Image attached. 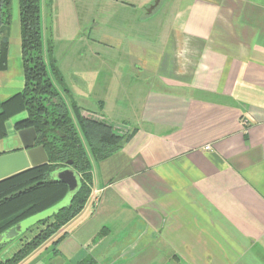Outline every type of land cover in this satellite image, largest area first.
<instances>
[{
  "label": "crops",
  "instance_id": "obj_1",
  "mask_svg": "<svg viewBox=\"0 0 264 264\" xmlns=\"http://www.w3.org/2000/svg\"><path fill=\"white\" fill-rule=\"evenodd\" d=\"M108 1L123 21L98 42L123 56L66 87L129 138L101 161L86 149L85 207L19 264H264V0ZM8 49L0 101L24 86ZM25 118L4 124L0 181L47 163Z\"/></svg>",
  "mask_w": 264,
  "mask_h": 264
},
{
  "label": "trees",
  "instance_id": "obj_2",
  "mask_svg": "<svg viewBox=\"0 0 264 264\" xmlns=\"http://www.w3.org/2000/svg\"><path fill=\"white\" fill-rule=\"evenodd\" d=\"M10 3L11 0H0V70L5 68L7 58L8 40L2 33L10 24ZM18 4L24 86L12 97L0 101V138L6 135V120L23 111L26 118L17 127L35 129V144L44 148L48 162L0 181V233L54 206L66 195V184L53 179L51 173L67 166L68 160L71 161L69 166L80 177V188L68 207L36 222L32 227L37 230L32 237L24 240L10 256L2 258L0 255V264H19L74 219L90 197L92 174L88 151L95 161H101L119 150L129 138L122 126L98 112L76 105L55 59L47 58L48 64L44 59L40 0H18ZM50 51L49 46L48 53ZM48 70L69 97L70 109ZM64 235L60 233L52 244H57ZM6 245L0 246V254Z\"/></svg>",
  "mask_w": 264,
  "mask_h": 264
},
{
  "label": "rangeland",
  "instance_id": "obj_3",
  "mask_svg": "<svg viewBox=\"0 0 264 264\" xmlns=\"http://www.w3.org/2000/svg\"><path fill=\"white\" fill-rule=\"evenodd\" d=\"M101 2H103L102 6L105 5L102 10L99 8ZM111 11L112 8L109 7L108 0H40V28L44 58L46 60L47 58L55 59L58 70L72 93L78 92L73 86L77 82V72L89 75L93 70V63L89 61V58L123 56L122 53L114 51L108 45L98 42L99 37L109 35L110 28L114 26V22L110 24V14H114ZM116 15L114 14V19L116 18L122 22L123 16L120 20L119 16L121 15ZM8 27L6 37L9 42V72L7 76H11L21 66L18 0H11L10 24ZM49 46L51 51L48 53ZM100 71L101 73L107 72L106 65L100 64ZM48 74L51 76L49 70ZM53 83L55 84L54 81ZM18 90L19 88L15 87L8 88L7 95H12ZM92 93H96V91H89L90 102L93 104V100H96V98ZM22 116L21 113L13 117L11 121L18 120ZM36 230V227H32L30 231L24 232L5 251L9 252V249L11 251L15 246L18 248L24 240L31 238Z\"/></svg>",
  "mask_w": 264,
  "mask_h": 264
},
{
  "label": "water",
  "instance_id": "obj_4",
  "mask_svg": "<svg viewBox=\"0 0 264 264\" xmlns=\"http://www.w3.org/2000/svg\"><path fill=\"white\" fill-rule=\"evenodd\" d=\"M33 129V128H32ZM34 130V129H33ZM34 139H36V131L34 130ZM39 149L43 151L44 158L40 162H34L33 166H38L45 162H48L47 155L45 153L44 148L39 145ZM71 161H67V166L56 169L51 173V177L53 179L60 180L64 182L67 186L66 195L54 206L38 212L32 216L25 218L24 220L16 223L11 226L7 230L0 233V246L4 244H8L12 242L14 239H17L20 235H22L28 228L32 227L36 224V222L42 220L47 216H51L52 214H56L60 209L68 207L71 200L77 194L80 188V177L79 175L69 166Z\"/></svg>",
  "mask_w": 264,
  "mask_h": 264
},
{
  "label": "built area",
  "instance_id": "obj_5",
  "mask_svg": "<svg viewBox=\"0 0 264 264\" xmlns=\"http://www.w3.org/2000/svg\"><path fill=\"white\" fill-rule=\"evenodd\" d=\"M205 149H209V146L207 145V146H205Z\"/></svg>",
  "mask_w": 264,
  "mask_h": 264
}]
</instances>
